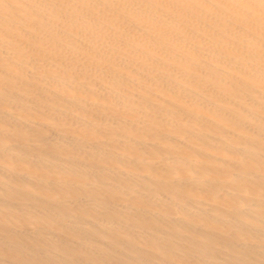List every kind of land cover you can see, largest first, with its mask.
<instances>
[{"label":"bare ground","instance_id":"obj_1","mask_svg":"<svg viewBox=\"0 0 264 264\" xmlns=\"http://www.w3.org/2000/svg\"><path fill=\"white\" fill-rule=\"evenodd\" d=\"M0 264H264V0H0Z\"/></svg>","mask_w":264,"mask_h":264}]
</instances>
